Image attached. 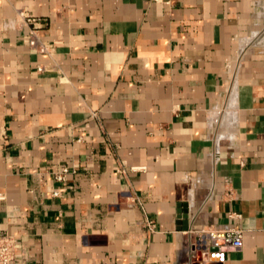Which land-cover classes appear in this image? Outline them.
Returning a JSON list of instances; mask_svg holds the SVG:
<instances>
[{"label":"crops","instance_id":"0c3cea01","mask_svg":"<svg viewBox=\"0 0 264 264\" xmlns=\"http://www.w3.org/2000/svg\"><path fill=\"white\" fill-rule=\"evenodd\" d=\"M209 225L244 245L203 264H264V0H0L14 264H181Z\"/></svg>","mask_w":264,"mask_h":264},{"label":"built area","instance_id":"2783aa9c","mask_svg":"<svg viewBox=\"0 0 264 264\" xmlns=\"http://www.w3.org/2000/svg\"><path fill=\"white\" fill-rule=\"evenodd\" d=\"M20 24L29 26L25 40L29 46L39 52L48 53L49 47L39 33L37 24L39 20L31 16L24 8L18 10ZM44 64L39 65L40 71H45ZM76 172L75 168L63 166L55 172L58 182H65L70 173ZM60 192L53 193L54 196ZM240 216V214H237ZM186 240L183 247V262L181 264H203L207 262L224 263L231 250H237L244 245V230L236 226L217 227L202 226L198 229L185 231ZM16 255V238L8 232L0 231V264H14Z\"/></svg>","mask_w":264,"mask_h":264},{"label":"water","instance_id":"95a60500","mask_svg":"<svg viewBox=\"0 0 264 264\" xmlns=\"http://www.w3.org/2000/svg\"><path fill=\"white\" fill-rule=\"evenodd\" d=\"M185 206H186V209H183L180 212V221L182 224V228L185 230H188L189 229V224H188V212H189V210H188L186 204H185Z\"/></svg>","mask_w":264,"mask_h":264},{"label":"bare ground","instance_id":"6f19581e","mask_svg":"<svg viewBox=\"0 0 264 264\" xmlns=\"http://www.w3.org/2000/svg\"><path fill=\"white\" fill-rule=\"evenodd\" d=\"M231 92H232L233 95L231 94V97L230 98H231L232 102H234V100H235V90L232 89Z\"/></svg>","mask_w":264,"mask_h":264}]
</instances>
